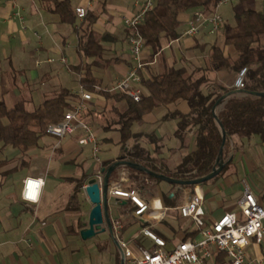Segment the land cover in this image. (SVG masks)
<instances>
[{"label":"crops","instance_id":"obj_1","mask_svg":"<svg viewBox=\"0 0 264 264\" xmlns=\"http://www.w3.org/2000/svg\"><path fill=\"white\" fill-rule=\"evenodd\" d=\"M71 1L73 10L79 6L86 7L87 13L96 16L91 30L104 41L101 43L103 51L99 64L92 67L91 72L101 88L109 89L134 64L123 19L132 16L144 0ZM193 13L179 15V39L165 44L153 56L148 49H143L142 78L148 79L173 66L192 69L203 65L207 46L215 42L217 34L210 35L207 28H203L196 36H183ZM71 36L76 39L74 47L69 42ZM203 45H206L205 49L201 47ZM63 59L67 64L62 62ZM89 61L78 53L77 35L72 27L60 24L39 0H0V102L7 108L23 102L27 111H34L60 90L74 95L70 105L75 104L82 92L80 75L69 67L83 66ZM75 74L78 90L73 85L72 76ZM216 76L226 87H232L234 80L226 73H217ZM222 105L223 102L216 107V112ZM88 106L99 112L106 102L93 93ZM116 107L123 112L126 104L121 101ZM157 109L163 110L160 116L154 114ZM174 110L186 113L188 108L184 102L170 108H155L132 128L135 133L142 134L139 145L155 160L156 168L169 172H173L182 157L192 150L194 142L193 132H190L184 142L185 148L181 149V143L174 138L177 121H161L167 111ZM86 120L99 146L102 141L117 145L118 133L103 132L97 125L100 117L93 113ZM150 133L160 139L157 146L147 139ZM83 136L81 130L60 140L44 135L35 146L25 151L0 143V264H69V261L82 264V260H92L93 254L111 253V247L114 248L113 262L118 264L120 242L126 243L135 255H139L142 248L152 247V243L140 234L145 224L134 217V207L127 200L111 196H108L109 218L112 224L116 221L121 223L119 232L113 237L104 232L87 240L81 239L79 231L86 223L92 205L83 189L77 193V184L82 181L85 187L88 180L102 173V166L116 160L120 153L102 156L100 150L99 162H96L91 156L92 146L79 144ZM233 142L234 150L226 161L231 160L232 163L225 173L201 186L203 208L211 220L225 213H233L241 219L237 202L245 188L264 205V137L256 135L242 143ZM130 147L128 142L125 150ZM119 173V169L114 171L116 178ZM26 178L40 179L43 183L36 203L25 202L21 198ZM139 179L140 184L132 188L139 189L148 203L165 209L163 220L146 226L167 246L177 233H182L179 240L188 236L192 230L183 229L188 222L180 219L176 208L190 197L192 187ZM160 182L168 185L165 192L160 191ZM125 187L129 188L128 183ZM166 220L176 222L178 232L168 227ZM162 223L165 224L163 230L158 228ZM145 242L149 245L146 246ZM247 253L253 260L264 258V244H251Z\"/></svg>","mask_w":264,"mask_h":264},{"label":"trees","instance_id":"obj_2","mask_svg":"<svg viewBox=\"0 0 264 264\" xmlns=\"http://www.w3.org/2000/svg\"><path fill=\"white\" fill-rule=\"evenodd\" d=\"M39 2L48 13L58 18L60 24L72 27L77 35L78 53L86 60H90L83 66L69 67L71 71L80 75L81 91L100 95L106 102V106L99 112L91 110L88 106L82 120L88 123L87 117L95 113L96 117H100L97 125L103 132H117L119 135L117 145L120 153L116 160L102 166V173L117 161H127L178 180L202 178L215 166L222 145V133L216 119L225 133L222 149L224 162L230 158L234 150L233 140L242 143L256 135L264 137V97L232 94L224 99L218 112L214 109L220 98L234 90L219 81L217 73L224 72L230 78L246 68L244 90L264 92L263 2L236 0L233 7V23L227 24L222 21L218 33L221 34L223 42L221 45L213 42L207 46L203 65L192 69L173 66L148 79L142 78V95L139 102H134L121 93L108 92L107 89L101 88L99 81L93 77L91 69L99 64L103 51L101 43L104 41L103 37H99L91 30L96 16L87 13L78 23L71 0ZM216 4L217 0H156L155 7L145 15L143 23L138 27L144 42L143 49H148L152 56L159 53L165 44L180 38L181 22L178 17L181 13L203 9L211 13ZM205 46L201 47L205 49ZM95 87H99L100 90L96 91ZM73 98L74 95L68 91L60 90L53 97L45 99L34 111H27L23 102H18L11 108L0 102V143L20 151L35 146L37 141L46 135L48 125L60 122L65 112L79 102L70 105ZM121 101L126 104L123 112L116 107ZM180 102L186 104L187 112L167 111L161 121H177L174 138L181 143V149L185 148L184 142L190 132H193L194 142L192 150L182 157L173 172H169L156 168L155 160L139 145L142 134L135 133L132 128L153 109L170 108ZM146 137L155 146L160 143V139L153 133ZM128 142L131 143V147L125 150ZM231 163V160L228 161L216 178L222 176ZM125 171L129 188L140 184L139 178L159 182L134 169L125 168ZM117 179L113 172L109 182H115ZM82 187L83 182L79 181L77 193Z\"/></svg>","mask_w":264,"mask_h":264},{"label":"built area","instance_id":"obj_3","mask_svg":"<svg viewBox=\"0 0 264 264\" xmlns=\"http://www.w3.org/2000/svg\"><path fill=\"white\" fill-rule=\"evenodd\" d=\"M155 1L144 0L132 16L123 19V25L128 31L127 43L134 64L107 89L110 93L128 96L134 102L141 100V72L144 66L141 59L144 42L138 27L143 23L145 15L155 7ZM235 2L236 0H217L211 13L204 9L194 12L188 20L183 36H196L203 28H207L210 35L216 34L222 25V18L217 13L218 7ZM74 15L77 20L82 21L87 15V8L75 7ZM62 62L67 64L65 59ZM246 70L243 68L237 73L232 85L234 90H244ZM95 90L99 91L100 88L95 87ZM91 100L92 94L81 92L79 102L65 112L60 122L48 125L46 135L60 140L81 130L84 136L79 140V144H90L91 156L99 162L100 146L97 138L90 126L82 120ZM94 179L101 185L103 174L98 173ZM127 183V173L125 168H121L118 179L109 184L108 196L127 200L134 207V217L145 224L141 227L140 234L152 243V247L142 248L139 255H135L128 249L126 243L120 242L119 248L123 254L124 264H264V258L253 260L247 253L251 244L258 246L264 244V205L248 188L243 190L237 202L241 219L233 213H225L220 218L211 220L207 218L203 208L201 187L193 186L190 197L176 208L180 219L190 222L193 230L174 247L167 248V243L146 226L163 220L165 209L148 203L139 189L126 188ZM42 184L40 179L26 178L23 181L22 200L36 203ZM120 229L119 221L112 224L113 234H117Z\"/></svg>","mask_w":264,"mask_h":264},{"label":"water","instance_id":"obj_4","mask_svg":"<svg viewBox=\"0 0 264 264\" xmlns=\"http://www.w3.org/2000/svg\"><path fill=\"white\" fill-rule=\"evenodd\" d=\"M232 94H246L251 96L264 97V92L255 93L245 90H233L229 94L220 98L216 102L214 109H216V107H218L220 103L224 101L225 98H227L229 95ZM214 117L216 118L215 113H214ZM216 121L222 133V145L219 149L215 166L213 167V169L209 174H207L202 178H198L194 180H178L161 174L154 173L150 170L131 164L130 162L127 161H117L113 163L111 166H109L108 169L105 171L101 185H99V183L94 178L88 180L87 185L84 187V189L83 188L82 189L84 190L90 204L92 205V208L89 212L86 223L83 224L84 225L83 228L79 231V235L81 239L87 240L94 237L97 233H104V232H108V234L113 237L112 223L109 218V212H108V187L110 184L109 179L111 174L118 169L121 168L134 169L148 176L153 177L155 180L163 181L172 185L188 186V187H193L196 185L201 187L202 184L218 176L222 171V169L224 168V166L226 165V162L222 160V149L225 141V133L219 121L217 119ZM119 264H124V258L121 251H120Z\"/></svg>","mask_w":264,"mask_h":264},{"label":"rangeland","instance_id":"obj_5","mask_svg":"<svg viewBox=\"0 0 264 264\" xmlns=\"http://www.w3.org/2000/svg\"><path fill=\"white\" fill-rule=\"evenodd\" d=\"M258 1H260V0H258ZM261 2V1H260ZM264 3V2H263ZM234 3H232V4H226V5H221V6H219L218 7V10H217V13L221 16V18H222V21L224 22V23H227V24H232L233 23V7H234ZM217 37H215L216 38V40H215V42H217V44L218 45H221L222 44V42H223V38H222V36H221V34H219L218 32H217V35H216ZM69 42L73 45V47L75 46V44H76V39H75V37L74 36H71L70 38H69ZM72 56H74V54L72 53ZM74 59H75V57H74ZM235 77L236 76H232V77H230L231 78V80H235ZM72 79H73V85H74V89L75 90H78V88H79V86H78V77H77V75L75 74V75H73L72 76ZM71 79V80H72ZM234 82V81H233ZM163 112V110L162 109H157V110H155L154 111V114L155 115H158V116H160V114ZM100 150H101V155L103 156V155H105V156H109V155H115V154H118L119 152H120V148H119V146L118 145H115V144H112V143H110V142H103L102 141V143H101V145H100ZM100 153V152H99ZM100 156V154H98V157ZM159 189H160V191L161 192H165L166 191V189H168V185L166 184V183H163V182H160V185H159ZM166 223H167V226L168 227H170V228H172L173 230H175L176 232H178L177 230H178V225H177V223L176 222H174V221H170V220H166ZM163 225H165L164 223H162V224H159L158 225V228H160V229H165V228H163L164 226ZM186 228H189L190 230H193V225L190 223V222H188V223H186L184 226H183V229H186ZM181 234L182 233H177L176 234V236L173 238V240L171 241V243L170 244H168L169 246H167L168 248H172V247H174L179 241H181V240H179V238H180V236H181ZM170 237V236H169ZM146 244V246H148L149 245V242H145ZM112 253V254H111ZM111 253H108V254H101V255H95V254H93V256H92V260H82V264H114V262H113V254H114V248L113 247H111ZM73 263H76V261L75 262H73ZM73 263H71V261H69V264H73Z\"/></svg>","mask_w":264,"mask_h":264}]
</instances>
